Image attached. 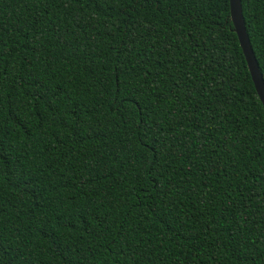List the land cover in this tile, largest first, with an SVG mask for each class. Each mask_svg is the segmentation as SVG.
Returning a JSON list of instances; mask_svg holds the SVG:
<instances>
[{
    "label": "trees",
    "instance_id": "16d2710c",
    "mask_svg": "<svg viewBox=\"0 0 264 264\" xmlns=\"http://www.w3.org/2000/svg\"><path fill=\"white\" fill-rule=\"evenodd\" d=\"M239 3L264 79V0ZM0 264H264L228 0H0Z\"/></svg>",
    "mask_w": 264,
    "mask_h": 264
},
{
    "label": "water",
    "instance_id": "95a60500",
    "mask_svg": "<svg viewBox=\"0 0 264 264\" xmlns=\"http://www.w3.org/2000/svg\"><path fill=\"white\" fill-rule=\"evenodd\" d=\"M228 10L233 30L241 46L254 84V90L264 111V79L245 31L239 0H228Z\"/></svg>",
    "mask_w": 264,
    "mask_h": 264
}]
</instances>
